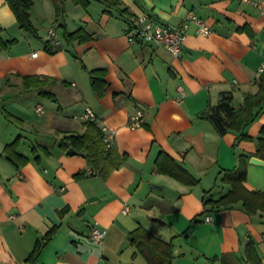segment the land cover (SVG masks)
<instances>
[{"label":"crops","instance_id":"0c3cea01","mask_svg":"<svg viewBox=\"0 0 264 264\" xmlns=\"http://www.w3.org/2000/svg\"><path fill=\"white\" fill-rule=\"evenodd\" d=\"M120 1L105 10L98 0L87 8L67 0L68 29L82 27L90 36L68 43L52 0H33L31 18L40 37L20 28L8 2L0 0L2 35L18 39L0 47V264H29L36 242L54 227L55 235L34 264H145L143 254L133 256L137 248L128 237L139 225L173 242L172 264H210L214 257L216 264H253L247 260L251 242L264 264L263 214L249 215L238 202L201 215L206 193L217 199L229 191L220 171L233 169L239 153L251 154L245 185L264 191V164L251 161L259 157L264 108L244 128L251 140L239 138L235 130L221 135L199 116L224 93L239 108L247 92L257 91L254 78L264 63V11L244 0ZM190 13L204 19L212 32L201 34L191 23L180 57L162 45L129 42L133 15L177 25ZM245 25L253 35L238 30ZM52 27L59 45L50 36ZM97 68L107 70L104 95L91 85L89 70ZM33 75L57 79L45 86L52 95L23 85L22 78ZM38 105L43 113L37 112ZM86 107L101 127L116 130L115 148L125 156L106 178L84 154H68L60 146L64 136L86 131L81 118ZM139 108L145 110V122L132 128L129 118ZM18 137L17 150L29 161L17 167L4 147ZM161 151L199 182L189 185L159 172ZM195 217L201 220L191 223ZM94 225L106 230L103 242L91 238Z\"/></svg>","mask_w":264,"mask_h":264},{"label":"trees","instance_id":"16d2710c","mask_svg":"<svg viewBox=\"0 0 264 264\" xmlns=\"http://www.w3.org/2000/svg\"><path fill=\"white\" fill-rule=\"evenodd\" d=\"M14 12L20 28L32 33L36 37H40L38 30L31 18V10L33 7V0H6ZM56 9V20L59 26L63 29L65 40L70 42H84L90 38L89 34L84 28L76 30H69L65 21L66 17V1L67 0H52ZM76 5H81L87 8L92 0H71ZM105 6V10H110L118 7L120 0H98ZM126 9H122L125 11ZM131 21V18H130ZM238 30L247 31L253 35L249 26L238 27ZM2 27L0 25V47L8 48L15 44L18 39H5L2 35ZM46 48L50 52L52 50L49 41H46ZM61 48V45L58 49ZM57 49V50H58ZM91 76V85L98 95H104L106 91V74L107 70L104 68H97L89 70ZM25 87H40V92L44 95H52V93L45 89L47 84H54L57 79L53 77H40L38 75L25 76L22 78ZM257 85L256 92H247L244 96L243 104L236 108L232 105L231 94L224 93L221 101L218 104L210 105L207 109L199 113L200 117L206 118L214 125L216 130L222 135L229 130L239 132L241 139H253L250 135L244 132V128L252 123L264 108V72H260L254 78ZM2 108V107H1ZM3 109V108H2ZM5 115L10 118V114L4 110ZM86 131L84 133H73L64 136L60 140V146L63 150H68L70 147L75 148L78 152L84 154L88 159L89 164L99 175L106 178L109 173L116 168L120 162L125 158L116 148L115 144L108 146L104 141L105 132L102 127L95 120H88L85 122ZM258 148L256 155L264 159V128L257 138ZM20 138L18 137L11 143L4 147L9 160L17 167L29 161V158L18 152ZM251 154L242 152L237 156V165L233 169H224L220 171V181L228 184L230 189L227 193L219 198L208 197L207 193L203 197L204 210L201 215L220 210L222 208L230 207L238 202H242L247 214H263L264 215V191L249 189L245 185L248 174V160ZM156 169L164 174H168L177 180L195 185L199 182L183 164L165 151H161L156 159ZM83 171L77 173V178L82 177ZM201 220L200 218L192 219L191 223ZM57 227H54L46 232V234L39 239L33 250L30 252L27 260L29 264H34L39 257L45 244L55 235ZM130 242L137 248L134 257L137 253L145 256L148 264H172L174 258V244L171 240H165L143 225H139L131 230L128 234ZM225 257H221V261H225ZM210 264H216L218 257L210 258ZM247 260L253 264H263L259 257L255 245L251 242L247 245ZM130 264H135L134 262Z\"/></svg>","mask_w":264,"mask_h":264},{"label":"built area","instance_id":"2783aa9c","mask_svg":"<svg viewBox=\"0 0 264 264\" xmlns=\"http://www.w3.org/2000/svg\"><path fill=\"white\" fill-rule=\"evenodd\" d=\"M247 3L253 4L264 11L263 0H244ZM131 33L129 35V42L137 43L139 41L146 43H154L157 45L165 46L169 51L180 57L183 53L184 42L186 39L187 31L191 23H195L197 26V31L204 35H209L212 29L206 24L205 20L196 15L195 13H190L187 18L177 25H170L148 14L133 15L131 17ZM51 38L54 42L59 45L61 44V39L59 38V33L56 28L52 27L49 30ZM33 55H37L35 52ZM260 72H264V63L260 66ZM181 95H184L185 91L180 87ZM38 113L44 112V107L38 105L36 108ZM83 120H95L96 116L90 107H86L84 113L81 117ZM145 122V110L139 108L135 113H133L129 118V126L132 128L140 127ZM105 132L104 141L108 146L115 144L116 130L111 129L107 126H102ZM129 209L128 205L123 207V212L127 213ZM16 215H12L15 217ZM206 219H211V216H206ZM106 235V230L98 225H94L91 230V238L96 242H103Z\"/></svg>","mask_w":264,"mask_h":264},{"label":"water","instance_id":"95a60500","mask_svg":"<svg viewBox=\"0 0 264 264\" xmlns=\"http://www.w3.org/2000/svg\"><path fill=\"white\" fill-rule=\"evenodd\" d=\"M67 153H68V154H76V153H78V151H77L75 148L70 147V148L67 150ZM251 161H252L253 163L264 164V160H262L261 158L256 157V156H253V157L251 158Z\"/></svg>","mask_w":264,"mask_h":264},{"label":"rangeland","instance_id":"374dc122","mask_svg":"<svg viewBox=\"0 0 264 264\" xmlns=\"http://www.w3.org/2000/svg\"><path fill=\"white\" fill-rule=\"evenodd\" d=\"M140 259H142L144 261V263L146 264V258L144 256L140 255Z\"/></svg>","mask_w":264,"mask_h":264}]
</instances>
